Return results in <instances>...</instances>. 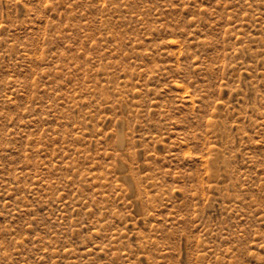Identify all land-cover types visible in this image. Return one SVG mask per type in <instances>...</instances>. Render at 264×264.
Instances as JSON below:
<instances>
[{
  "label": "rangeland",
  "instance_id": "1",
  "mask_svg": "<svg viewBox=\"0 0 264 264\" xmlns=\"http://www.w3.org/2000/svg\"><path fill=\"white\" fill-rule=\"evenodd\" d=\"M0 264H264V0H0Z\"/></svg>",
  "mask_w": 264,
  "mask_h": 264
}]
</instances>
